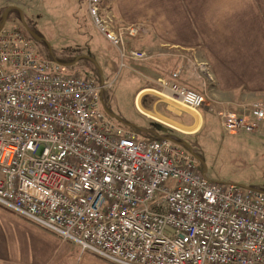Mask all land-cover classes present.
Instances as JSON below:
<instances>
[{
  "label": "built area",
  "instance_id": "1",
  "mask_svg": "<svg viewBox=\"0 0 264 264\" xmlns=\"http://www.w3.org/2000/svg\"><path fill=\"white\" fill-rule=\"evenodd\" d=\"M103 1L86 0L91 23L121 67L142 60ZM69 68L0 29V207L111 264H264V191L221 186L190 145L117 126L100 106L112 83ZM160 85L185 108L205 104L202 93ZM217 115L225 133H252L264 102Z\"/></svg>",
  "mask_w": 264,
  "mask_h": 264
},
{
  "label": "crops",
  "instance_id": "2",
  "mask_svg": "<svg viewBox=\"0 0 264 264\" xmlns=\"http://www.w3.org/2000/svg\"><path fill=\"white\" fill-rule=\"evenodd\" d=\"M102 9L113 16L126 50L144 54L124 61L143 79L133 98L141 122L132 123L143 138L186 143L183 137L198 133L203 114H248L250 104L264 102V0H104ZM96 35L94 58L107 59L100 41L117 54ZM161 82L202 93L203 108H185ZM0 264L110 263L0 207Z\"/></svg>",
  "mask_w": 264,
  "mask_h": 264
},
{
  "label": "rangeland",
  "instance_id": "3",
  "mask_svg": "<svg viewBox=\"0 0 264 264\" xmlns=\"http://www.w3.org/2000/svg\"><path fill=\"white\" fill-rule=\"evenodd\" d=\"M3 20V27L17 29L40 57L64 64L74 61L68 72L111 82L100 98L101 109L111 121L129 127L141 122L133 98L143 79L121 67L117 54L103 41L102 55L107 59L94 58L90 44L99 33L86 15L85 0H0V27ZM85 55L93 61L76 60ZM215 115L203 114L198 133L183 137L205 167L207 179L224 187L234 184L264 191V125L252 133L229 135Z\"/></svg>",
  "mask_w": 264,
  "mask_h": 264
},
{
  "label": "trees",
  "instance_id": "4",
  "mask_svg": "<svg viewBox=\"0 0 264 264\" xmlns=\"http://www.w3.org/2000/svg\"><path fill=\"white\" fill-rule=\"evenodd\" d=\"M84 60L85 62H87V63H91V61L92 60H90V59H88V58H79L77 61H79V60ZM92 59V58H91ZM57 63H61L60 61H58V60H55ZM74 61H71V62H68L67 64H64V63H61V64H64V65H71L72 63H73ZM85 77H87V76H85ZM91 79V78H90ZM97 82H99V81H97ZM108 117V116H107ZM109 118V117H108ZM111 118H114V117H111ZM110 119V118H109ZM111 120V119H110ZM113 122V121H112ZM114 123V122H113ZM114 124H116L117 126H121V127H129V125H126V124H124V123H114ZM133 129V131H135V132H137V128L136 127H132ZM131 130V129H130ZM166 138V137H165ZM152 139H159V138H152Z\"/></svg>",
  "mask_w": 264,
  "mask_h": 264
},
{
  "label": "water",
  "instance_id": "5",
  "mask_svg": "<svg viewBox=\"0 0 264 264\" xmlns=\"http://www.w3.org/2000/svg\"><path fill=\"white\" fill-rule=\"evenodd\" d=\"M4 21L5 20H3V24L1 25V27H0V29L3 27V25H4ZM27 28V27H26ZM28 29V28H27ZM28 31H29V34L32 36V33L30 32V30L28 29ZM83 58H88V59H90V60H92L93 61V59H91L90 57H88V56H82ZM76 60H78V58L76 59Z\"/></svg>",
  "mask_w": 264,
  "mask_h": 264
}]
</instances>
